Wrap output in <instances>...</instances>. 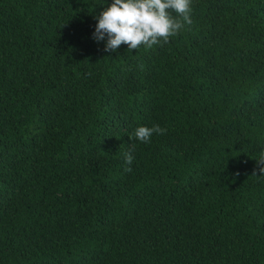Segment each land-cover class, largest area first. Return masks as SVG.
Here are the masks:
<instances>
[{"label": "trees", "instance_id": "1", "mask_svg": "<svg viewBox=\"0 0 264 264\" xmlns=\"http://www.w3.org/2000/svg\"><path fill=\"white\" fill-rule=\"evenodd\" d=\"M112 3L0 0V264H264V0L106 52Z\"/></svg>", "mask_w": 264, "mask_h": 264}, {"label": "clouds", "instance_id": "2", "mask_svg": "<svg viewBox=\"0 0 264 264\" xmlns=\"http://www.w3.org/2000/svg\"><path fill=\"white\" fill-rule=\"evenodd\" d=\"M174 10L181 18L173 21L166 10ZM190 0H113V3L102 11L95 26L93 39L105 41L104 51L115 52L122 44L128 50H137L140 46L151 48L153 45L167 43L171 35L183 27L181 20L191 24ZM166 129L159 125L137 127L129 138L142 143L150 142L151 136L162 135ZM125 171L130 172L134 157L131 153L124 154ZM259 176H264V151L256 159ZM257 171L253 175H257Z\"/></svg>", "mask_w": 264, "mask_h": 264}]
</instances>
